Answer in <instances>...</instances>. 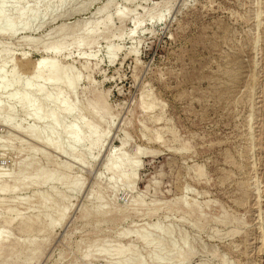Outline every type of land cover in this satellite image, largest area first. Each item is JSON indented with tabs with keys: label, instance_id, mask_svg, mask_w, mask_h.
<instances>
[{
	"label": "rangeland",
	"instance_id": "rangeland-1",
	"mask_svg": "<svg viewBox=\"0 0 264 264\" xmlns=\"http://www.w3.org/2000/svg\"><path fill=\"white\" fill-rule=\"evenodd\" d=\"M14 1L0 0L15 30L0 28V264H264V0ZM42 58L72 92L45 68L37 81ZM28 82L55 125L7 97Z\"/></svg>",
	"mask_w": 264,
	"mask_h": 264
},
{
	"label": "bare ground",
	"instance_id": "bare-ground-1",
	"mask_svg": "<svg viewBox=\"0 0 264 264\" xmlns=\"http://www.w3.org/2000/svg\"><path fill=\"white\" fill-rule=\"evenodd\" d=\"M12 1V0H11ZM14 2H18V0H15ZM11 3V2H10ZM13 3V2H12ZM38 3V2H37ZM63 3V2H62ZM61 3V4H62ZM4 5V4H3ZM3 5H0V28L2 27L5 31H7V32H12L13 30H14V26L12 25V22H10V19L8 18V14H7V6H3ZM16 5V4H15ZM14 5V6H15ZM25 6H27V5H25ZM7 7V8H6ZM62 7V6H61ZM51 9V8H50ZM49 9V10H50ZM55 10V8L53 9V11ZM33 11V10H32ZM36 12V11H35ZM49 12V11H48ZM45 13V12H44ZM34 14V13H33ZM37 15V14H36ZM39 15V14H38ZM27 16V11L24 9V8H21L20 10H19V12L17 13V18H18V20L19 21H22L23 19H25V17ZM41 16V15H40ZM43 16V15H42ZM41 18V17H40ZM39 18V19H40ZM30 19V18H29ZM30 20H33V19H30ZM36 20V19H35ZM85 22V21H84ZM108 22H110V21H108ZM2 25V26H1ZM20 26V25H19ZM18 26V27H19ZM99 28V27H98ZM3 29H0V30H3ZM15 31V30H14ZM1 32H3V31H1ZM13 34L15 33V32H12ZM58 64V63H57ZM33 67V70H31V71H33V75H34V77H36V79H37V81H38V79L40 78L41 79V77H39V78H37L39 75H38V73L40 72V69H42V68H45L44 69V71L46 72V74H45V78H44V81L45 82H43V83H47L48 85H50L51 87H53V88H55L60 82L64 85V87L68 90V91H73L74 90V84H73V81H72V77H69V75H71V74H69L68 76H65V75H67V74H65V75H63L62 73H61V71L57 68V65L55 64V62H54V60L53 59H50V58H42L41 60H38L35 64H34V66H32ZM2 68V67H1ZM64 69V68H63ZM69 70V69H68ZM4 71V70H3ZM10 72H12V71H10ZM2 73V72H1ZM30 73H32V72H30ZM65 73H67V72H65ZM70 73V72H69ZM12 74V73H11ZM38 75V76H37ZM0 77H2V76H0ZM31 77H33V76H31ZM3 78V77H2ZM0 79V89H5V88H11V86H10V84L9 83H12V82H9V83H6V82H2L1 80H3V79H6V78H3V79ZM78 79V78H77ZM42 80V79H41ZM4 81V80H3ZM14 81H16V80H14ZM77 81V80H76ZM32 83V82H31ZM30 83V85H32L33 86V84H31ZM17 84V83H16ZM35 84V83H34ZM37 84V85H36ZM35 84V87L33 88L32 86H29V82H28V84H25L24 86H25V91H23V93L21 94H18V96H17V89H15L14 88V90H12L13 92L12 93H10V95H8L9 94V92H8V94H7V97L9 96L10 98H14V100L16 99V102H17V104L24 110V112H26V113H28L34 120H36V121H42L43 122V119H46L48 122H50V123H54V125H55V122H57L58 121V117H57V114L56 113H54L53 111H50V112H48V113H43V111H42V104L45 102V101H47V102H49V101H51V97H50V95H52V94H45L44 93V90H43V88H42V86H40L41 85V83L39 84V83H36ZM47 84H45V85H47ZM14 85V84H13ZM21 85H23V82L21 83ZM8 86H10V87H8ZM15 86V85H14ZM23 87V86H22ZM31 87V88H30ZM13 89V88H12ZM16 90V94H15V91ZM3 91V90H2ZM2 93H4V92H2ZM14 93V94H13ZM3 95V94H2ZM5 95V94H4ZM16 95V96H15ZM74 95V94H73ZM6 96V95H5ZM6 97V98H7ZM74 97V96H73ZM1 98V97H0ZM36 98V99H35ZM3 99V98H2ZM9 100V99H8ZM8 100H7V102H8ZM13 100V101H14ZM0 102L2 103V101L0 100ZM6 104V103H5ZM16 104V105H17ZM50 104H51V102H50ZM60 104H63V103H60ZM12 104H8V106H11ZM64 105V104H63ZM51 106V105H50ZM46 107H48V106H46ZM80 107V106H79ZM15 108V107H14ZM52 110V109H51ZM2 113V112H1ZM14 113H17V112H14ZM65 113L67 114V115H69V114H71V113H74V110L73 111H71V109H67L66 111H65ZM5 116H4V118H3V121H5V122H10V120H13L12 119V117H13V110H12V108H8V109H6V111H5ZM23 115H24V113H23ZM26 115V114H25ZM29 116V117H30ZM72 116V115H71ZM1 117V116H0ZM26 117H27V115H26ZM28 117V118H29ZM30 117V118H31ZM68 117V116H67ZM88 117V116H87ZM11 118V119H10ZM23 119V118H22ZM27 119V118H26ZM74 119H77V118H74ZM78 120H80V119H78ZM2 121V122H3ZM14 121V120H13ZM35 121V122H36ZM9 122H8V124H9ZM47 122V123H48ZM4 123V122H3ZM12 123H14V122H12ZM82 123V122H81ZM46 124V123H45ZM79 124V123H78ZM32 125V127L30 126V127H28L29 125H26V127H28L27 129H26V127H25V129H26V132L28 133V135L29 136H31L32 138H34L35 140H37V141H41V142H43L44 144H46V145H52L53 144V142H54V140H55V137L54 136H52L53 134H51V132L50 133H47L46 135H44L43 133H44V131L43 130H45V129H43L42 130V128H35L34 126H33V124H31ZM65 125H67V124H65ZM64 125V126H65ZM72 125H73V123H72ZM77 126V125H76ZM22 127V126H21ZM21 127H19V128H21ZM37 127V126H36ZM68 127V126H67ZM17 128V127H16ZM18 128V129H19ZM58 128V127H57ZM48 129V128H47ZM51 128H49V130H50ZM84 129V128H83ZM78 130V129H77ZM71 134H73V135H71L70 137H71V139H72V142L74 143V144H76V145H78L79 144V142H80V140H79V136H78V134L75 132V130L73 129L71 132H70ZM59 134H61V133H59ZM69 134V133H68ZM67 135V134H66ZM70 135V134H69ZM58 138V137H57ZM90 139V138H89ZM66 140V139H65ZM4 142V141H3ZM82 144V143H81ZM1 146H2V144H0ZM4 146V145H3ZM5 148H7L6 146H4ZM73 147H75V146H73ZM84 147V146H83ZM8 148H10V147H8ZM77 149V148H76ZM6 150V149H5ZM30 151H31V149H30ZM29 151V152H30ZM34 150H32V152H33ZM35 152H36V150H35ZM34 152V153H35ZM29 154H31V153H29ZM29 157V156H28ZM32 157V156H31ZM116 157V156H115ZM27 158V157H26ZM45 159V158H44ZM47 159V158H46ZM118 159V158H117ZM119 160V159H118ZM10 167V166H9ZM4 169V168H3ZM6 169V168H5ZM57 173H55V175H56ZM1 176V175H0ZM3 176H5V175H3ZM54 176L53 175H50V176H47V177H45L44 178V181H48V180H50V179H52ZM119 179V178H118ZM117 179V180H118ZM59 181H61V180H59ZM48 183V182H47ZM59 184H61L62 185V183H60L59 182ZM63 184H64V182H63ZM77 184H78V181H77ZM47 185V184H46ZM44 186V185H43ZM63 186V185H62ZM44 190V189H43ZM74 190V189H73ZM32 192V191H31ZM66 192V191H65ZM36 194L38 193V192H35ZM20 194V193H19ZM40 194H42L41 193V191H40ZM43 196H44V194H43ZM18 197V196H17ZM19 198H22V197H19ZM23 198H24V196H23ZM44 206V205H43ZM12 208V207H11ZM13 209L15 210V208L13 207ZM96 209V208H95ZM9 210H11V209H9ZM14 210H12V211H14ZM94 210V209H93ZM16 211H18V210H16ZM15 211V212H16ZM40 211V210H39ZM95 211V210H94ZM38 212V211H37ZM10 213H11V211H10ZM61 216H63V215H61ZM5 220V219H4ZM12 221L11 219H8V221ZM9 221V222H10ZM1 230V229H0ZM22 231H24V230H22ZM97 252V251H96ZM101 254V253H100ZM111 254V253H110ZM128 263V262H127ZM139 264V263H138Z\"/></svg>",
	"mask_w": 264,
	"mask_h": 264
}]
</instances>
